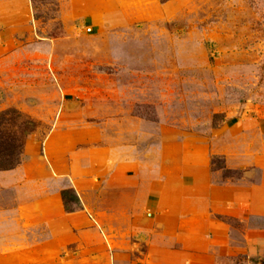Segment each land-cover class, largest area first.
I'll return each instance as SVG.
<instances>
[{
  "label": "rangeland",
  "instance_id": "rangeland-1",
  "mask_svg": "<svg viewBox=\"0 0 264 264\" xmlns=\"http://www.w3.org/2000/svg\"><path fill=\"white\" fill-rule=\"evenodd\" d=\"M8 109L37 131L0 172V264H46L64 231L113 264H264L214 242L264 235V214L211 209V187L262 182L264 0H0Z\"/></svg>",
  "mask_w": 264,
  "mask_h": 264
},
{
  "label": "crops",
  "instance_id": "crops-1",
  "mask_svg": "<svg viewBox=\"0 0 264 264\" xmlns=\"http://www.w3.org/2000/svg\"><path fill=\"white\" fill-rule=\"evenodd\" d=\"M225 159L228 162L230 158L226 157ZM211 190L214 191L211 209L214 211L215 216H238L243 218L245 212L258 216L264 214V173L261 184L247 192L242 191V189L234 190L229 186L211 187ZM214 227L217 228V226ZM220 234L224 236L219 241L214 240V242L219 247V250L225 248L224 250L229 255L236 252V254H247L250 256L252 253L259 255V252H264V235L259 232L249 238L242 235L240 246L234 249H232L233 241H231L227 231L225 233L220 232ZM74 242L79 243L78 249L76 252L69 254L67 249ZM85 251L84 245L80 244L77 236L73 235V238H71L67 231H64V234L54 233L50 255H47L48 261L46 264H113L114 260H120L115 257V254H112V251L103 254H89L87 256ZM171 255L169 251L165 250L161 252L159 260L153 258L154 255H152L146 258L145 262L150 264H177L179 260L174 262Z\"/></svg>",
  "mask_w": 264,
  "mask_h": 264
},
{
  "label": "trees",
  "instance_id": "trees-1",
  "mask_svg": "<svg viewBox=\"0 0 264 264\" xmlns=\"http://www.w3.org/2000/svg\"><path fill=\"white\" fill-rule=\"evenodd\" d=\"M37 131L36 123L15 109L0 113V172L15 169L21 162L24 147L28 138ZM212 171H222L223 176L230 174L218 163V158L211 159ZM64 211L74 214L82 211L77 195L71 189L60 192Z\"/></svg>",
  "mask_w": 264,
  "mask_h": 264
}]
</instances>
